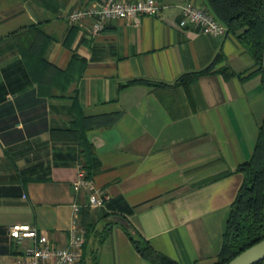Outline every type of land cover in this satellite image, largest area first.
Returning a JSON list of instances; mask_svg holds the SVG:
<instances>
[{
  "label": "crops",
  "instance_id": "1",
  "mask_svg": "<svg viewBox=\"0 0 264 264\" xmlns=\"http://www.w3.org/2000/svg\"><path fill=\"white\" fill-rule=\"evenodd\" d=\"M157 1L138 25L115 20L93 36L89 20L68 21L86 0H0V264L32 244L8 236L14 223L65 246L74 205L90 229L76 264H153L113 216L178 264H216L236 169L264 119L263 78L242 30L178 26L182 4L205 0ZM80 165L109 195L103 206L73 190Z\"/></svg>",
  "mask_w": 264,
  "mask_h": 264
},
{
  "label": "trees",
  "instance_id": "2",
  "mask_svg": "<svg viewBox=\"0 0 264 264\" xmlns=\"http://www.w3.org/2000/svg\"><path fill=\"white\" fill-rule=\"evenodd\" d=\"M214 17L225 25L228 33H236L239 41L247 48L256 69L262 74V51L264 48V0H205ZM222 74L229 78L234 73L224 68ZM208 70L181 74L174 85H185L199 74ZM252 72H250L252 74ZM240 75V74H239ZM249 75V74H248ZM151 84V83H148ZM243 174L241 185L231 203L226 222L221 251L216 264H224L250 245L264 238V119L258 128L250 158L237 169ZM109 223H113L110 222ZM131 224V223H130ZM133 248L153 264H178L155 250L133 227L132 231L120 225ZM86 239L89 227L84 225ZM83 244V249L86 245ZM254 264H264V259Z\"/></svg>",
  "mask_w": 264,
  "mask_h": 264
},
{
  "label": "built area",
  "instance_id": "3",
  "mask_svg": "<svg viewBox=\"0 0 264 264\" xmlns=\"http://www.w3.org/2000/svg\"><path fill=\"white\" fill-rule=\"evenodd\" d=\"M160 9L157 0H86V4L73 9L68 15L71 24H81L89 20L88 32L95 36L101 33L107 24L115 20L129 21L138 25L143 15H153ZM181 18L179 27L194 25L200 33L209 36H224L226 27L217 20L208 8L185 2L180 6ZM75 192L84 191L87 195V205L97 208L104 205L109 199L106 192L97 189L91 178L87 177L83 167L77 169L75 179L72 181ZM79 206L74 205L73 216L69 228L68 241L65 246L51 243L48 237L41 234L30 224L14 223L8 228V236L16 242L30 240L27 246L16 259V264H76L80 261L83 244L86 239V230L78 221Z\"/></svg>",
  "mask_w": 264,
  "mask_h": 264
},
{
  "label": "water",
  "instance_id": "4",
  "mask_svg": "<svg viewBox=\"0 0 264 264\" xmlns=\"http://www.w3.org/2000/svg\"><path fill=\"white\" fill-rule=\"evenodd\" d=\"M262 78L264 85V48L262 51ZM110 222H116L132 231V225L121 216H113L108 219ZM264 259V238L250 245L240 253L235 255L224 264H254Z\"/></svg>",
  "mask_w": 264,
  "mask_h": 264
},
{
  "label": "rangeland",
  "instance_id": "5",
  "mask_svg": "<svg viewBox=\"0 0 264 264\" xmlns=\"http://www.w3.org/2000/svg\"><path fill=\"white\" fill-rule=\"evenodd\" d=\"M90 243V242H89Z\"/></svg>",
  "mask_w": 264,
  "mask_h": 264
}]
</instances>
